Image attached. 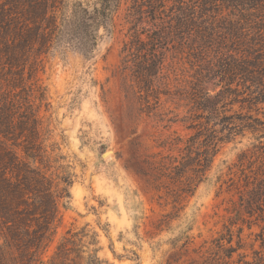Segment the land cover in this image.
I'll list each match as a JSON object with an SVG mask.
<instances>
[{
    "label": "rangeland",
    "instance_id": "1",
    "mask_svg": "<svg viewBox=\"0 0 264 264\" xmlns=\"http://www.w3.org/2000/svg\"><path fill=\"white\" fill-rule=\"evenodd\" d=\"M240 1L243 4L233 10L215 1L217 26L225 42L229 36L223 28L230 19L245 29L250 43L264 40V30L253 29L264 27V0ZM8 2L43 1L0 0L1 5ZM48 2L60 23L71 18L76 5L92 8L99 0ZM148 2L154 0H119L112 29L99 30L96 46L86 57L60 35L45 50L39 47L41 54L34 52L36 47L29 51L30 56L38 54L36 79L48 104L36 108V114L49 130L50 142L58 144L62 164L71 175L69 198L58 203L59 222L45 256L68 229L85 228L95 232L97 255L104 264H135L129 260L135 255L138 264H199L201 258H217L218 250L221 259L233 249L230 259L224 257L226 264H264V193L255 191L264 190V101L252 100L264 93V87L246 83L236 95L227 93L217 122L204 125L206 114L195 110L189 96L199 74L217 65L216 57L199 55L196 38L184 37L169 47L158 79L159 116L147 113L130 72L121 63V51L130 39L131 22L150 27V12L138 15L133 10ZM160 2H169L165 15L171 16L172 2L177 1ZM258 34L263 38L256 39ZM236 48L226 43L221 53ZM213 84L216 81L204 85L211 95L220 90L213 91ZM203 125L223 141L217 144L206 180L192 198L181 202L177 213L163 194L158 198L147 189L134 169L140 158L167 153L158 146L175 138L185 140ZM6 232L0 224L1 245ZM220 244L223 252L217 247ZM5 251L2 262L8 264V246Z\"/></svg>",
    "mask_w": 264,
    "mask_h": 264
},
{
    "label": "trees",
    "instance_id": "2",
    "mask_svg": "<svg viewBox=\"0 0 264 264\" xmlns=\"http://www.w3.org/2000/svg\"><path fill=\"white\" fill-rule=\"evenodd\" d=\"M41 1L0 4V224L7 230L5 243L0 244V264L7 246L8 264H104L97 255L95 232L85 228L68 229L51 254L45 256L59 222L58 203L69 198L71 175L62 164L64 157L59 154L58 144L50 142L49 130L42 127L36 114V108L48 104L46 92L36 79L38 54L30 56L29 51L36 47L34 52L41 54L39 47L45 50L60 35L66 37L64 41L73 49L88 56L96 46L99 30L112 29L119 0H99L92 8L76 5L71 18L60 23L55 7L48 0ZM174 1H177L171 5L175 7L174 13L168 19L165 14L169 2L154 0L133 9L138 15L141 11L150 12L151 21L147 22L150 27L141 21L131 22L130 39L122 48L121 63L130 72L146 112L159 116L161 93L157 84L169 47L178 45L184 37L196 38L194 46L198 54H213L217 62L215 67L199 74L189 96L195 110L206 114L204 125L207 126L219 119L220 105L227 93L236 95L238 87L246 83L264 87V64H259L264 61L259 56L264 54V40L250 43L245 29L236 27L230 19L223 28L229 36L225 42L217 26L219 17L214 6L218 8V2L215 1L233 10L243 4L240 0ZM259 3L256 9L262 4ZM242 22L251 24L245 19ZM253 29L262 32L264 27ZM259 37L263 35L258 34L256 39ZM226 43L238 48L222 54ZM211 80L216 81L213 91L220 89L214 95L204 90ZM263 97L261 93L252 100L263 102ZM206 126L197 128L185 140L175 138L166 146H158L167 149V153L140 158L134 169L147 189L158 198L163 194L165 203L177 213L182 208L181 202L192 198L206 180L217 144L223 141ZM186 129L194 128L186 126ZM251 129L257 131L253 125ZM255 191L264 193V190ZM217 247L224 251L221 244ZM218 251L217 258H201L199 264H226L224 257L230 259L235 252L226 250L220 259ZM129 260L138 264L136 255Z\"/></svg>",
    "mask_w": 264,
    "mask_h": 264
},
{
    "label": "water",
    "instance_id": "3",
    "mask_svg": "<svg viewBox=\"0 0 264 264\" xmlns=\"http://www.w3.org/2000/svg\"><path fill=\"white\" fill-rule=\"evenodd\" d=\"M110 152V151H109ZM108 157V156H107Z\"/></svg>",
    "mask_w": 264,
    "mask_h": 264
}]
</instances>
